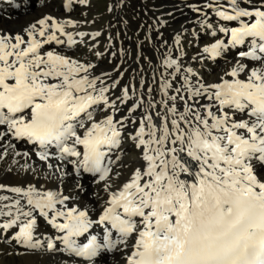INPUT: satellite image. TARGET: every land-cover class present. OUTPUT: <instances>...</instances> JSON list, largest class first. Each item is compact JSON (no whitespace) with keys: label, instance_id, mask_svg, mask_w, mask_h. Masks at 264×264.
I'll return each mask as SVG.
<instances>
[{"label":"snow or ice","instance_id":"obj_1","mask_svg":"<svg viewBox=\"0 0 264 264\" xmlns=\"http://www.w3.org/2000/svg\"><path fill=\"white\" fill-rule=\"evenodd\" d=\"M203 7L219 20L203 13L213 39L193 59L234 52L212 82L171 50L159 64L137 55L152 66L150 81L143 67L127 84V69L96 74L67 49L101 32H76L77 41L73 20L44 16L21 32L0 31V161L34 155L54 172L93 174L108 193L93 217L39 182L11 187L15 196L0 195V232L39 249L38 215L47 218L61 233L47 250L75 264H96L113 250L118 264H264V0ZM13 141L34 151L18 152ZM96 229L102 235H89Z\"/></svg>","mask_w":264,"mask_h":264},{"label":"bare ground","instance_id":"obj_2","mask_svg":"<svg viewBox=\"0 0 264 264\" xmlns=\"http://www.w3.org/2000/svg\"><path fill=\"white\" fill-rule=\"evenodd\" d=\"M24 1V0H23ZM163 5L162 9L168 13V28L166 25L159 22L154 16L148 12L146 6L140 0H130L131 5L136 8L141 15L144 17V22L149 30V44H152L158 54V59L154 64H159V58L163 54H167L171 50L173 55H179L183 52L182 57L185 66H190L200 72V74L209 82L216 79L218 74H222V71L227 67L226 60L232 61L233 53L228 54L226 57L217 58V61L208 60L207 62L200 59H193V57H198V55H205L202 53V49L205 44L210 42L213 38L210 33L202 27L203 13L208 12V20L212 23H216L219 17L215 16V13L210 9L204 8L203 5L207 0H161ZM41 8L31 9L29 11V6H25L22 10V1L15 5L13 4H3L0 3V31L9 32L15 34L16 32H21L24 28L28 27L30 24L38 21L44 16H52L58 20H73L78 22L75 26L76 29H68L74 33V39L80 40L81 38L75 35L76 32L83 31L89 34L96 31L101 32L97 41L89 37L85 38L86 43L90 44V48L95 53H103L101 57L105 54L110 57V53L113 48H108L113 42L112 27L110 25L107 28H102L100 26L89 27V22H86V27L81 29L80 25L83 24V19L77 15L76 9H81L85 14L94 10L96 3L94 0H88L87 4L81 3L80 0H72L70 8L65 7L68 0H40ZM43 7L48 8V12L42 14L40 11ZM111 13L114 14L115 19L119 20L123 28L125 29V22L119 17L120 10L116 4L111 6ZM28 8V9H27ZM200 8L202 11H197ZM96 20V19H92ZM180 36L179 45L176 44V36ZM128 41L130 44L134 45L132 39L128 36ZM106 43L107 49L104 51L100 48V44ZM58 50L62 47L67 48V46H55ZM79 45H73L68 48L67 51H75L74 57L79 58L78 48ZM137 57V56H136ZM96 65L95 73L100 74L102 72L112 73L114 77L118 76L120 71L127 69L123 77V83L127 84L134 72L138 73L140 67H143L144 72L149 75L148 80L151 79V65H140V61L136 58L130 60L128 64L123 67L121 64H111L104 63L103 59L87 60ZM120 66V67H117ZM146 78V77H145ZM16 150L18 152H32L34 151L32 145L17 142ZM125 148L128 149V157L135 154L134 149L131 144H126ZM15 160V163H14ZM28 161L36 166L35 172L26 171L22 165ZM56 163L55 160L52 161ZM63 171L68 174L63 175ZM51 175L52 179H47L46 177ZM42 185L44 189H51L53 191H60L63 195L70 196V200L66 203L69 207H77L78 209H88L91 216L95 217L97 213L104 207V202L107 199L108 193L104 191L103 183L98 181V177H94L91 173L82 172L77 175L73 172L71 166L61 172H54L49 170L40 162L38 157L32 155L29 158L22 156H9L5 160L0 161V184L5 185V189L0 190V195L15 196L16 194L10 193L8 189L11 187H27L28 184ZM58 207H62L59 206ZM38 215V210H37ZM62 219V218H61ZM91 234H101L100 229H96L95 232L90 230ZM61 235V233L53 228L48 222L47 218L40 217L38 215V231L34 233L36 238H39L42 245H45L39 249H29L22 244L16 243L12 238L15 236V231L8 229L0 232V264H75L74 259L70 257L66 252H54L47 250L46 242L50 238ZM78 243L86 242L83 238H75ZM62 243H58V247L63 248ZM123 257H121L114 250L111 252H106L101 254L96 258V264H118L122 262Z\"/></svg>","mask_w":264,"mask_h":264},{"label":"rangeland","instance_id":"obj_3","mask_svg":"<svg viewBox=\"0 0 264 264\" xmlns=\"http://www.w3.org/2000/svg\"><path fill=\"white\" fill-rule=\"evenodd\" d=\"M22 1V8L25 6H29V11L31 9H39L41 8L40 0H21ZM96 6L94 10L90 11L85 14L81 9H76L77 15L83 19V24L80 25V28L83 29L86 27V22H89V27L100 26L102 28H107L109 25L112 27V34H113V42L108 48H113L112 52L110 53V57L107 54L105 56H97L94 51L91 50L90 44L88 43H80L78 44L79 47L77 48L79 51L78 53L79 58L84 60H91L96 59L100 60L103 59L104 63L111 64H121L123 67L125 64H128L130 60L136 58L137 55L140 56H147L152 58L153 62L157 61L158 54L155 47L152 44H149V30L144 22V17L141 13L131 5L130 0H94ZM144 6L148 9V12L151 13L154 18H156L159 22L166 25L168 28V13L162 9V1L161 0H140ZM19 0H0V3L3 4H17ZM116 4L119 8L120 15L119 17L122 18L125 22V29L121 25L120 21L115 19L114 14L111 13V6ZM27 8V9H28ZM42 14L48 12V8L43 7L40 11ZM96 19V20H92ZM76 29V26H69L68 29ZM128 36L130 39L133 40L134 45L130 44L128 41ZM66 39V37H64ZM98 39H95L97 41ZM79 41V40H77ZM106 43L102 42L100 44V48L104 51L107 49ZM112 53L116 55L113 56ZM68 54H75V51H70ZM140 65H148L147 61L140 59ZM136 74V71L134 72ZM145 74V72H144ZM148 79L149 75L146 76ZM63 247V246H62Z\"/></svg>","mask_w":264,"mask_h":264}]
</instances>
